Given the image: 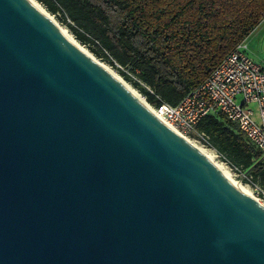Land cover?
<instances>
[{"label": "water", "instance_id": "water-1", "mask_svg": "<svg viewBox=\"0 0 264 264\" xmlns=\"http://www.w3.org/2000/svg\"><path fill=\"white\" fill-rule=\"evenodd\" d=\"M0 264H264V206L0 0Z\"/></svg>", "mask_w": 264, "mask_h": 264}, {"label": "trees", "instance_id": "trees-1", "mask_svg": "<svg viewBox=\"0 0 264 264\" xmlns=\"http://www.w3.org/2000/svg\"><path fill=\"white\" fill-rule=\"evenodd\" d=\"M63 13L76 41L94 45L151 106L177 105L264 21V0H37ZM144 85V86H142ZM209 146L264 187V155L236 126L210 115L195 127Z\"/></svg>", "mask_w": 264, "mask_h": 264}, {"label": "built area", "instance_id": "built-area-1", "mask_svg": "<svg viewBox=\"0 0 264 264\" xmlns=\"http://www.w3.org/2000/svg\"><path fill=\"white\" fill-rule=\"evenodd\" d=\"M245 40L222 60L207 81L187 92L177 105L152 106L161 121L181 136L209 146V137L195 131V127L210 115H221L236 126L252 149L264 155V67L249 57ZM252 192L264 206V187L252 184Z\"/></svg>", "mask_w": 264, "mask_h": 264}, {"label": "rangeland", "instance_id": "rangeland-1", "mask_svg": "<svg viewBox=\"0 0 264 264\" xmlns=\"http://www.w3.org/2000/svg\"><path fill=\"white\" fill-rule=\"evenodd\" d=\"M35 3L44 11L45 14H49V17L51 18V20L58 26L60 27V29L64 30L65 33H67L68 37L75 41L76 43H78L87 53L88 55H90L91 57H93V59H95L98 63H100V65H102L103 67H105L106 69H109L113 74L116 75L117 78H119L121 80V82L126 83V85L135 93H138L139 96H141V98L145 101L146 105L149 107H152L151 105H149L145 99L144 96L141 95V93L136 90L130 82H127L123 79V77H121L119 71H123L124 73H126L128 75V77L131 79V81H138L137 77L135 74L132 73L131 68L128 67H119L117 65H115L116 67H113L109 60L106 59L102 54H100L96 48V46L94 45H83L81 44L79 41H76L74 34L72 33V31L70 30V27H68L67 24H71V22L66 19V16L63 13H49L48 11H46L45 7L39 3L37 0H34ZM258 53V51H257ZM144 86V85H142ZM240 99H238L239 101ZM189 140L194 143L195 145H198L199 147L213 152L214 154V159L216 162L223 164L225 167L228 168L229 172H230V176L233 179V181L237 184L243 185L249 189V192L251 191V194H253L252 192V184H255L257 182H253V178H250L249 176H251V174L247 171V169L242 168V167H235L232 164L229 163V161L225 158H223V156H221L216 150H214L212 147L210 148L208 145L204 144L203 141L195 139L193 137H190ZM213 150V151H211ZM240 172H238L237 170Z\"/></svg>", "mask_w": 264, "mask_h": 264}, {"label": "bare ground", "instance_id": "bare-ground-1", "mask_svg": "<svg viewBox=\"0 0 264 264\" xmlns=\"http://www.w3.org/2000/svg\"><path fill=\"white\" fill-rule=\"evenodd\" d=\"M31 3H33L36 8L40 11L41 14H43L46 18H48L51 23L58 28V30L60 31V33L65 37V39L67 41H69L71 43V45L76 49L78 50L80 53H82L83 55H86L88 58H90L91 60H94L96 63H98L95 59H93V57H91L90 55H88V53L78 44L76 43L75 41L71 40L67 33H65V31L62 29H60V27H58L52 20L51 18L49 17V14H45L44 11L35 3L34 0H29ZM100 65V63H98ZM103 69H105L106 71H108L114 78L115 80H117V82H119L127 91L128 93L133 96L135 98L136 101H138L139 103H141L145 108H147L148 110L151 111V113H153L160 121L161 119L158 117V115H156L155 113V110H153V108L149 107L146 105L145 101L141 98V96L138 95V93H135L134 91H132L127 85L126 83L124 82H121V80L119 78L116 77L115 74H113L109 69H106L105 67H103L102 65H100ZM162 122V121H161ZM163 123V122H162ZM164 124V123H163ZM166 125V124H165ZM168 126L172 131H174L176 134L178 133L175 129H173L171 126L169 125H166ZM179 135L180 137H183L184 139H186L188 141V143L196 150V151H199L210 163H212L216 169L224 176V177H227L228 179L231 180L232 184L242 190L243 192H245V194L251 198L254 202H259L257 199L254 198L253 194H251V191L249 192V189L243 185H240V184H237L233 181V179L231 178L230 176V172L228 170L227 167H225L223 164H220L218 162L215 161L214 159V154L213 152H210V151H207L201 147H199L198 145H195L194 143H192L189 139H187L186 137H184L183 135L181 136L179 133L177 134ZM213 151V150H211Z\"/></svg>", "mask_w": 264, "mask_h": 264}, {"label": "crops", "instance_id": "crops-1", "mask_svg": "<svg viewBox=\"0 0 264 264\" xmlns=\"http://www.w3.org/2000/svg\"><path fill=\"white\" fill-rule=\"evenodd\" d=\"M245 44L248 48L249 57L264 67V21L250 32L249 37L245 40Z\"/></svg>", "mask_w": 264, "mask_h": 264}]
</instances>
